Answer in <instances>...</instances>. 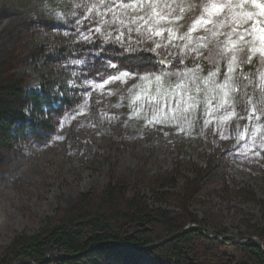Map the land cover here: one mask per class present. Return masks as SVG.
I'll list each match as a JSON object with an SVG mask.
<instances>
[{
	"label": "rangeland",
	"instance_id": "obj_1",
	"mask_svg": "<svg viewBox=\"0 0 264 264\" xmlns=\"http://www.w3.org/2000/svg\"><path fill=\"white\" fill-rule=\"evenodd\" d=\"M228 2L234 0H161L170 18L158 27L173 29L170 37L133 22L144 12L120 7L121 0H43L42 10L26 15L13 14L14 0H0V73L2 67L10 71L28 95L47 91L56 111L52 132L39 131L37 139L29 130L19 136L13 128L10 143L0 149V258L15 238L37 234L48 221L60 224L82 195L98 202L110 184L121 182L182 225L194 216L215 233L225 231L232 242L207 243V248L222 245L216 251L242 259L235 237L263 226L258 201L264 200V62L259 55L249 62L245 47L236 52L238 62L229 72L232 53L223 33L230 29L214 34L209 24L190 32L193 22L207 15L206 4ZM111 46L177 59L180 65L113 80L126 71L103 62ZM149 91L161 102L168 97V109L156 113L163 122L144 99ZM226 91L229 99L217 107ZM66 94L69 102L62 105ZM190 95L198 106L189 110ZM173 96L183 98L182 108ZM229 106L236 115H229ZM35 110L26 100L28 121L50 117L47 106L41 115ZM209 164L222 165L224 183H210L192 196L194 189L183 178ZM243 189L256 201L245 198ZM77 264L133 263L112 253ZM138 264L154 262L145 256Z\"/></svg>",
	"mask_w": 264,
	"mask_h": 264
},
{
	"label": "trees",
	"instance_id": "obj_2",
	"mask_svg": "<svg viewBox=\"0 0 264 264\" xmlns=\"http://www.w3.org/2000/svg\"><path fill=\"white\" fill-rule=\"evenodd\" d=\"M42 1L14 0L13 14L38 13L43 8ZM108 49V53H106L109 54L108 58H104L103 62L104 60L115 62L118 68L115 69L117 72L126 71L133 75H143L166 70L174 71L180 65L177 59L164 61L155 54L146 51H125L112 46ZM198 64L205 66L203 62ZM190 65H192L191 61ZM103 69L107 70V68ZM1 70L0 149L10 143V138L13 135L9 132L13 128L19 136L26 134V130H29L30 134L37 139L41 138V135L37 133L39 131L52 132L55 128L52 114L56 113L55 109L51 107L52 97L47 94V91L32 95L26 94L22 90V82L14 76L8 75L10 71H6L4 67ZM68 98V94H66V100H63L62 105L68 104ZM28 99L35 105V111L40 112V115L45 106L49 107L50 117L43 121L39 119H34V122L28 121L24 113L25 103ZM191 173L192 178H181L192 185L194 189L192 196L210 183H224L221 164H209L201 169L193 168ZM177 179L171 180L169 185L175 186ZM241 194L251 201H256L255 195L246 189L241 190ZM258 204L263 212V226L251 228V231L242 233L241 236L256 237L264 244V200L258 201ZM185 207L184 205L183 208ZM50 223V221L46 222L35 235L15 238L2 254L0 264H14L20 259L40 264L48 256L54 257L56 253H63L75 258L60 257L57 261L48 264L90 263L112 253L126 257L133 264H138L145 256L152 259L154 264H264V250L253 241L237 244V250L243 257L236 260L222 252V249L216 251V248H223L222 245L214 247L213 250L207 248V243H218L219 245L220 243L207 233L194 231L141 253V250L151 245L174 238L183 232L186 226L197 225L206 229L207 227L204 222L194 216H189L183 225L174 221L170 212L161 208H151L143 197L131 194L121 182L110 184L98 202L92 200L89 195H82L73 211L60 224L52 225ZM225 233L222 231L216 234L225 236ZM226 241L232 242L227 239ZM107 242L119 243L127 248L102 245L100 248L94 249Z\"/></svg>",
	"mask_w": 264,
	"mask_h": 264
},
{
	"label": "snow or ice",
	"instance_id": "obj_3",
	"mask_svg": "<svg viewBox=\"0 0 264 264\" xmlns=\"http://www.w3.org/2000/svg\"><path fill=\"white\" fill-rule=\"evenodd\" d=\"M160 2L161 0H121L120 7L130 8L133 11H143L144 15L135 18L133 22L139 20L145 25H152L151 27H148L147 30L153 35H163L164 31H168L171 37L174 31L173 29H163L158 27L161 20L170 18V13L167 16L163 14V8L159 6ZM163 6L169 8L170 11L172 10L169 2H164ZM184 10L183 5H181L180 11L183 12ZM204 12L207 13V15H201L196 21H194L190 28V32L196 31L197 25L205 27L209 24L213 25L214 34L219 33L220 29L225 26L230 29L229 32L223 33L230 41V45H226V48L232 53L229 58V72L234 70V64L238 62L236 52L243 50L245 47H247L249 52V62H251L252 58L256 55H259L261 61L264 62V0H234V2L222 4L211 3L204 6ZM216 16H222L223 19L219 21L213 19V17ZM175 38L183 39L184 37L177 36ZM156 47L159 48L161 45L157 44ZM128 76L129 73L123 72L119 76L111 77V79H126ZM157 79L159 80L160 78L157 77ZM177 87H180V85H177ZM223 87H227V82ZM197 91H199V89H197ZM144 99L152 111L153 117L157 121L163 122L162 117L157 116L156 113L160 112L161 108L164 110L168 109V97L165 96L161 102L159 95L153 99L151 92L149 91ZM172 99L174 103L179 100V102L176 103L177 108H182L186 103L183 98L173 96ZM228 99L229 92L226 91L217 107H223ZM197 106L196 97L190 95L187 102L188 109L190 110ZM227 111L229 112V115H236L233 106H229ZM260 111L261 114L264 115V109H261ZM251 115L256 119H260V116H256L255 111L252 112ZM225 119H227V117H225Z\"/></svg>",
	"mask_w": 264,
	"mask_h": 264
},
{
	"label": "water",
	"instance_id": "obj_4",
	"mask_svg": "<svg viewBox=\"0 0 264 264\" xmlns=\"http://www.w3.org/2000/svg\"><path fill=\"white\" fill-rule=\"evenodd\" d=\"M193 231H194V232H203V233H207V234L210 235L211 238H213V239L219 241L220 243L227 244V243L224 241V240L226 239V236H218V235H217L214 231H212V230H209V229H206V228H202V227H199V226H197V225H191V226H186L185 229H184V231L181 232L180 234L176 235L174 238H172V239H166V240H164V241H162V242H160V243H158V244L151 245V246L147 247L146 249L141 250L140 252L142 253V252H145L146 250H148V249H150V248H152V247H158V246H161V245H163V244H165V243H167V242H169V241H171V240H173V239L179 237L180 235H183V234H185V233H189V232H193ZM247 241H253V242L257 243V244L260 246V248L264 250V244H263L259 239L255 238V237L237 236V237H235L233 243H234V244H243V242L245 243V242H247ZM102 245H113V246H116V247H119V248H127L126 246L121 245V244H119V243H115V242H107V243H102V244L96 246L94 249H98V248H100V246H102ZM60 257H63V258H65V259H74V258H75V257L67 256V255H65V254H63V253H56V254L54 255V258H50V257L48 256V257L46 258V260H45L44 262L40 263V264H48V263H50V262H55V261H57L58 259H60ZM21 263L35 264V263H33L32 261H29V260H26V259H20V260H17L14 264H21Z\"/></svg>",
	"mask_w": 264,
	"mask_h": 264
}]
</instances>
